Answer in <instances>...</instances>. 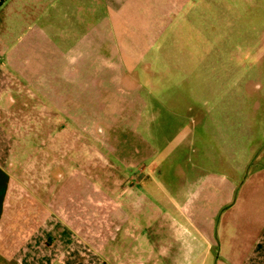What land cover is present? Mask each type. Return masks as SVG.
<instances>
[{"label": "rangeland", "instance_id": "obj_1", "mask_svg": "<svg viewBox=\"0 0 264 264\" xmlns=\"http://www.w3.org/2000/svg\"><path fill=\"white\" fill-rule=\"evenodd\" d=\"M39 9L57 41L32 66L58 62L61 82L66 58H82L75 80L59 84L58 117L49 104L26 106L28 167L39 144L56 161L55 144L60 170L104 179L108 194L119 178L145 177L153 196L173 194L181 177L231 180L240 209V195L264 194V0H43ZM80 20L88 27L74 31ZM38 111L43 120L29 119Z\"/></svg>", "mask_w": 264, "mask_h": 264}, {"label": "crops", "instance_id": "obj_2", "mask_svg": "<svg viewBox=\"0 0 264 264\" xmlns=\"http://www.w3.org/2000/svg\"><path fill=\"white\" fill-rule=\"evenodd\" d=\"M42 2L0 0V264H264V194L240 195L244 207L236 208L231 180L181 177L183 187L173 194L153 196L141 189L151 177L119 178V189L108 194L104 179L76 176L67 163L61 167L70 173L64 174L55 144L50 152L56 161L50 153L44 161L39 144L28 167V145L20 139L26 136V106L49 104L50 115L58 117L59 84L75 80L74 58H82L65 57L61 82L58 62L32 66L35 56H52L49 43L57 41L39 26ZM72 24L79 31L89 23ZM43 118L40 111L29 114L34 121ZM259 182L264 186V178ZM200 185L205 193H198ZM255 197L256 208L248 202Z\"/></svg>", "mask_w": 264, "mask_h": 264}]
</instances>
